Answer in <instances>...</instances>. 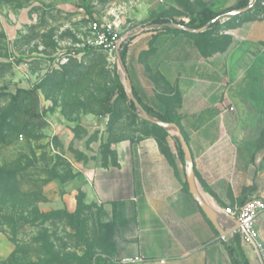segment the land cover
I'll return each mask as SVG.
<instances>
[{
	"label": "rangeland",
	"instance_id": "1",
	"mask_svg": "<svg viewBox=\"0 0 264 264\" xmlns=\"http://www.w3.org/2000/svg\"><path fill=\"white\" fill-rule=\"evenodd\" d=\"M138 1L0 0V88L9 86L0 96V264H122L101 246L99 207L87 194L145 137L168 146L119 96L114 44L105 40L144 22ZM249 12L263 19L264 0ZM34 83L38 91L11 111V96ZM108 94L111 113L100 116ZM250 94L263 98L264 85Z\"/></svg>",
	"mask_w": 264,
	"mask_h": 264
},
{
	"label": "crops",
	"instance_id": "2",
	"mask_svg": "<svg viewBox=\"0 0 264 264\" xmlns=\"http://www.w3.org/2000/svg\"><path fill=\"white\" fill-rule=\"evenodd\" d=\"M185 1L190 11L180 0H139L136 19L188 24L204 9L221 15L240 0ZM231 19L207 34L146 31L124 49L137 99L179 125L198 181L220 209L264 197V97L250 96L251 86L264 85V68H255L264 62V18L247 12ZM167 140L162 147L145 137L108 180L90 183L87 198L101 209L99 221L115 217L118 224L115 250L105 251L110 259L141 258L132 264H235L228 242L187 191L177 143ZM255 227L264 256V213ZM240 246L249 264H261L252 246Z\"/></svg>",
	"mask_w": 264,
	"mask_h": 264
},
{
	"label": "water",
	"instance_id": "3",
	"mask_svg": "<svg viewBox=\"0 0 264 264\" xmlns=\"http://www.w3.org/2000/svg\"><path fill=\"white\" fill-rule=\"evenodd\" d=\"M256 0H250L247 6L230 10L218 17L208 21L200 27H191L187 24L169 21L163 24H139L135 28L122 34L114 43L115 65L117 68L119 83L125 93L128 103L133 104V113L140 120H143L151 125L161 128L168 136H170L178 145L182 153V161L184 166L185 182L187 191L192 199L197 203L200 210L211 222L216 232L225 241L230 242L236 236V229L238 221L224 213L223 209L213 206L207 199L194 171L193 158L189 145L179 127L175 122H167L159 119L158 117L150 114L137 99L134 94L132 84L130 82L128 72L126 70L124 61L122 59V45L134 36L145 33L146 31L156 30L161 28H169L171 30L186 32L189 34H201L208 30L214 23H222L233 17L239 16L252 9Z\"/></svg>",
	"mask_w": 264,
	"mask_h": 264
},
{
	"label": "trees",
	"instance_id": "4",
	"mask_svg": "<svg viewBox=\"0 0 264 264\" xmlns=\"http://www.w3.org/2000/svg\"><path fill=\"white\" fill-rule=\"evenodd\" d=\"M182 2V4L186 7V9L188 11L189 10V6L187 4V2L185 0H180ZM250 0H240L237 4V6L234 9L237 8H242L247 6V4L249 3ZM261 0H256V2H259ZM249 12V11H248ZM247 13V12H246ZM220 14H216L214 12L209 11L208 9H204L202 12H200V18L199 20L196 22V19L191 18L190 21L188 22L187 25L191 26V27H200L202 25H204L205 23H207L208 21L218 17ZM237 17V16H236ZM236 17H233L232 19H235ZM231 19V20H232ZM169 21H174V22H179L181 24H184V22L182 21H176L172 18H164V17H155L152 18L149 21L143 22L141 24H163V23H167ZM218 23H214L210 26V28L208 30H206L205 32L201 33V34H207L209 33L211 30H214L218 27L217 25ZM159 30H166V31H170L171 29L169 28H161ZM126 45V44H125ZM125 45L122 46V59L124 61V49H125ZM40 88V85L38 83H34L32 85V87L30 89H17L15 94H13L11 96V106H10V110L11 111H15L19 108V104L21 103L22 99L24 97H31L33 94H35L38 89ZM9 90V86H3L0 88V96L3 95L6 91ZM117 91L119 96L121 97V99L126 102V96L125 93L122 89L121 84L117 81ZM135 94V93H134ZM113 94H108L102 102V108H101V112H100V116H107L111 113V100H112ZM139 100V99H138ZM140 102V101H139ZM145 110H147L150 114L158 117L159 119L163 120V121H167V122H173L172 119L168 116V115H163V114H158L155 113L153 110H151L150 108L142 105ZM128 108L130 109L131 112H133V104L132 103H128ZM154 126V125H153ZM157 129H159L160 131H162L165 135H167L161 128L154 126ZM262 141H264V134L262 136ZM179 155L182 158V153L181 151L178 149ZM65 213H67L70 218L73 220L74 217L76 216V212H70L68 210H65ZM98 213V217L101 213V209H99L97 211ZM76 223L77 227L80 228L81 227V223L80 222H74ZM97 225H98V233H99V240L100 243L102 245V247L107 251V252H111L115 250V241H114V235L117 231L118 228V224H117V220L114 217L113 220L109 223H101L98 219L97 221ZM228 249L229 252L231 254V256L234 258V263L235 264H249L247 259L244 256L243 250L240 246V241L238 239L237 236H235V238L233 240H231L230 242H228ZM86 256L88 258H93L90 254V252L88 251ZM95 261L97 264H102L105 261H103L101 258H95ZM106 263V262H105Z\"/></svg>",
	"mask_w": 264,
	"mask_h": 264
},
{
	"label": "built area",
	"instance_id": "5",
	"mask_svg": "<svg viewBox=\"0 0 264 264\" xmlns=\"http://www.w3.org/2000/svg\"><path fill=\"white\" fill-rule=\"evenodd\" d=\"M118 35H110L105 40L114 44ZM104 41L101 40V43ZM233 110V108H230ZM224 213L226 215L234 217L238 221V227L236 229V236L238 237L242 246H252L259 254L261 264H264V256L261 254L260 246L256 240L258 238V232L255 227V223L260 214L264 213V197H253L247 200L238 208L225 207ZM122 264H132L141 262V258H122L120 260Z\"/></svg>",
	"mask_w": 264,
	"mask_h": 264
}]
</instances>
